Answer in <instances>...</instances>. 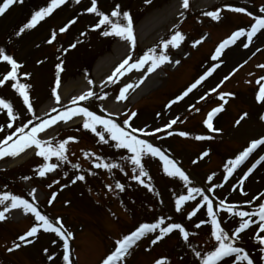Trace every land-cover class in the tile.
Returning <instances> with one entry per match:
<instances>
[{
  "label": "rangeland",
  "instance_id": "rangeland-1",
  "mask_svg": "<svg viewBox=\"0 0 264 264\" xmlns=\"http://www.w3.org/2000/svg\"><path fill=\"white\" fill-rule=\"evenodd\" d=\"M27 1L24 2V6L27 4ZM30 1L34 2L36 5L35 10L40 7H47L49 3V0ZM169 1L170 0H150V2H146V0H97V7L98 10L109 16L117 5H119L121 12L132 10L131 18L135 19V23H138L149 12L161 7ZM225 2L240 4L236 2V0H225ZM255 2V4L249 2V4L245 6L247 9L244 13H246L247 16L251 15V19L247 20L236 17L229 21L230 18L225 14V17L219 21V25L211 21L207 16L204 18L201 11L195 10V4L190 2L192 6L188 8L181 19H185L186 28L189 27L192 32H185V30H182L180 27L179 29H181L183 34H187H185L187 38L193 39L198 36L200 37L202 29H209L210 27V29H212L214 27V31L212 30L214 35L213 40L216 41L229 30H232V28H236L237 26L246 27L248 22L251 24L257 16L264 15V0H256ZM2 3L3 0H0V4ZM90 6L91 0H80V3H75L74 0H66L65 5L54 10L50 16L45 17L36 27L26 29L19 35L16 33L19 32L20 28L25 24V21L19 22V6L14 7L4 16L0 17V49H3L6 55L11 56L17 64L20 65L17 69L18 81L19 83L29 86L27 88V93H30L29 96L33 107V113H28L26 107L22 104L21 97L11 86L12 83L16 81L9 80L5 82V85L0 86V99L10 103L14 113L19 117V119L15 121H8L13 127L22 124L26 119H30L36 112V109L43 103L42 101L45 95L44 90L47 91V86L51 85V80L53 77L57 76V64H60L63 69L60 73L61 79L66 81L70 76H76L75 73L84 70L83 68H90L100 55L110 50V45L106 49H104L106 46L99 49L100 44H105L104 40L106 37L100 38L97 41L99 45L91 48L93 50L83 48L92 42L91 37L101 30V28L98 31H95L96 29L93 30L94 25L99 21V17L94 13L86 11ZM252 8L255 9V12L252 11ZM33 11L34 10H31L29 14L32 15L34 13ZM121 22L126 23L122 21V18ZM66 25L67 32H60L59 29ZM12 27L15 30H13ZM86 29L91 30V32L95 31V33H86ZM176 29L178 30V28L175 27V29L169 32L171 35L168 34L169 37L167 39H170ZM75 31L85 33L81 38L82 42H80V39L73 37ZM53 32H55V39L52 41L53 45H50L47 41L51 39ZM112 38L113 37L110 36L108 39ZM251 42L252 43L248 42L245 36L240 37L234 45H232V48L222 53L219 59V61L222 62V66L218 68L197 91L194 90L190 95L185 96L177 103H170L169 101H174L177 96H181L186 91L185 88L190 84L186 85L187 82H190L196 74L205 70L212 63L208 61V57L207 59L203 57L205 60H203L202 63L200 62V58L195 59L194 55L189 57L186 62L190 64L186 63L185 67H188L185 73H183L182 67H178L175 71L178 72L177 74L175 73L177 76L176 78L172 79L171 77L168 78V76L162 79L160 78V82H162L161 85L142 97L137 109L139 114H137L133 120V128L139 130L146 129L156 133L155 130L157 128L162 130L168 129L165 127L168 123L172 120L180 119L197 104L201 97H204L213 89L218 88L225 80V77H227V79L230 78L228 81V88L233 89L236 94H234V98L232 95L225 98L226 104L223 106L225 110L223 109L221 115L215 122L216 133H211L213 138L220 139L219 143L221 145L208 142L205 139H203V141L195 139L194 133L190 131L195 125L187 129V137L181 135L180 137L177 136L179 133L171 135L166 133L163 136L155 138V141L161 146V151L170 153L174 158L190 169L200 171L199 178L201 182H203L210 198L214 200L212 202L214 205V212H217V219L221 221V227L230 237L235 228L239 226L241 218L238 216L233 218L229 212L223 211L219 207L221 200L226 204L234 205V212L244 211L257 213L260 205L264 204V163L261 169V166L258 167L255 172L246 179L247 182L243 183V179L240 178L241 173H243L257 157V152H254L248 157L246 163L239 165V176L225 179L227 173L225 170L226 166L231 167L229 161H234L242 150L252 141L264 136V120L260 119L261 116H264V101L257 102L255 99L257 94V81L264 75V68L260 65L264 62V51H262L264 48V30ZM76 43L78 47L73 52L74 47H71V45H76ZM185 43V45H187V42ZM244 43H248L249 46L247 48L243 47ZM147 47V45L144 46L139 44L137 50L145 49L146 51ZM59 52H66L65 57L58 59V61L60 60L59 63H57L58 61L47 60L53 57L55 53ZM229 58L232 59L230 60ZM73 67L74 71L71 70ZM211 67L212 65L209 66V68ZM10 70L11 66L8 65L6 61L0 60V79H3V76ZM73 72L74 74H72ZM196 79L197 78H195V80ZM122 83H124V81L120 82V84ZM252 84L255 85L252 86ZM118 86L119 84L111 85L109 91L114 94ZM103 97H107V92ZM99 100L102 99H95L87 106L96 111V105L99 103ZM218 101L219 100L211 101V105L205 103L196 115L205 114L211 107L221 103ZM167 102L169 103L167 104ZM170 104L171 106L169 107ZM121 108L122 107H119L118 110ZM242 115L244 119L240 120ZM195 117L196 116H194V118ZM7 118H9L7 110L0 109V129H10L7 127L2 128L1 126ZM237 120H240L239 124L236 123ZM188 122H191V118ZM188 122L184 124L187 127ZM206 132L205 130L203 134ZM91 138L94 145L91 141H86V143L80 142L82 144L81 146L90 147L98 152L102 150V153L109 154L112 163H117L121 166L113 169L114 176H116L114 179L116 183L119 182L124 186L123 191L120 189L117 190L119 195H121V201L129 207H127V210H124L120 204L114 203L110 205V200H114L116 197V193L113 192L112 188H110V191H106L107 189L105 188L102 191L103 205L106 204L112 209H109L110 211H113L121 217L124 215L130 218V222L128 223L130 227L128 229L139 225L142 221H155L154 223H157L159 220L163 219L164 223L160 225V228H165L171 223H179L189 233L187 241L179 234V230H175L173 233L164 236L156 244H152L151 241L160 234V229H156L150 232L148 236L133 249L130 256L126 258L125 264H156L157 260H163L164 264H167L166 258L171 261V256L176 259L178 264H200V260L195 256V252L200 251L201 255H203L207 251L213 250V246L216 243L214 239L212 242L208 238V233H211V223L202 197L193 193L194 199L185 201L181 206V211L177 212L175 200L181 195L187 196L189 194L188 189L187 187H183L179 180L173 181L171 177L166 175L163 169L155 166L150 155L142 159L143 166L148 175L141 177V180L146 184L154 183L155 189L152 188V191H149L148 188H145L142 184L133 179V176L138 174V172L133 173V165L127 160V156L123 155L119 149L114 147V144H102L98 142L99 139L93 136ZM227 140L230 141L228 142ZM244 143L246 146L242 147L241 145ZM204 153H207V155H203ZM121 157L125 159H121ZM5 162L1 164L0 171H3V169L7 167L6 164H8V162H6V164ZM96 163L95 157L92 156V165L94 166ZM22 168L19 174H6V181L0 183V196L12 193L10 187L6 185L9 182L18 184L22 181L21 176H27L29 172L35 174V167L26 168L22 166ZM13 169H8L2 173L9 172L10 170L13 171ZM65 175L68 180H71L74 178L75 172L67 170ZM102 176L103 174L100 173L93 177L97 182H100L103 178ZM209 177H211V180H209ZM62 180L66 181V179L63 178ZM62 184L63 181L59 180L58 185ZM215 185H221V187H215ZM188 187L199 188L197 185L192 184H189ZM209 187H212L211 192L208 191ZM70 188L76 191H73L75 194L74 196L70 193ZM60 194L61 197L59 201L70 202L67 207H71L72 215L78 216L75 217L77 220L74 221L69 219L68 214L64 216V214L54 215L55 213H49V216L55 220L59 218L66 232L72 234L68 239L69 241L76 236V247L79 250L80 248L86 247L84 249V255L80 254L86 257V264H100L114 248L111 243V237H117L119 232H124L126 230H119V225L118 227L113 226L111 215L107 207L102 205L99 206L91 201L88 190H86L82 181L76 180L69 188H66ZM197 206H199L200 210L197 211L196 215L191 219H188V213L192 212ZM252 217H255V215L251 216V218ZM248 218L249 217H245L244 219ZM202 220L206 221V223L201 224L200 228H196L195 224L200 223ZM38 223L37 221L32 226H37L38 228L36 240L35 238H31L33 242L35 241L32 248L21 250L12 255L10 254L11 256L8 257L3 255L4 262L10 264H44L45 262V264H48L46 260H49V264H55L54 262L63 257L64 247L62 242L58 239L55 240L52 234L46 233ZM5 224L10 225L12 222L8 220L0 226H4ZM24 226L13 229L11 232L14 231V234H17L15 231L19 232L23 230ZM32 227H30V229ZM10 229L11 228L7 227L4 234L8 233L10 235ZM199 233H206L205 237H207L206 240L209 244L207 243L202 246L206 251L201 249V244H199V247L198 243L193 240L194 236H197V234L200 235ZM14 234H11L10 237L14 236ZM257 237H264V232L260 231L259 226L248 229L241 235L239 234L238 237H232L231 242L234 246L241 247L244 252L246 251V253L250 255L253 261L256 260V264H259L257 262L259 261L258 256L262 253L260 248L264 247V245L258 243ZM104 239L106 240L104 241ZM88 248L91 250H89L87 254L86 251H88ZM49 256L52 257L51 260L48 258ZM226 261L228 264L231 262V260ZM171 263L177 264L172 261ZM239 263L244 264L243 262ZM221 264H225V262H221ZM230 264H232V262Z\"/></svg>",
  "mask_w": 264,
  "mask_h": 264
},
{
  "label": "snow or ice",
  "instance_id": "snow-or-ice-1",
  "mask_svg": "<svg viewBox=\"0 0 264 264\" xmlns=\"http://www.w3.org/2000/svg\"><path fill=\"white\" fill-rule=\"evenodd\" d=\"M22 3L23 0H3V3L0 4V14H3L6 9H8L13 3ZM66 0H49V3L47 7L39 9V11H36L32 14L31 19L23 25V27L20 28L19 32L16 34L19 35L20 33L24 32L26 29H31L36 27V25L45 19V17L50 16L54 10L59 8L61 5L65 4ZM75 3H80V0H74ZM146 2H150V0H146ZM182 8L187 9L189 7V0H182ZM233 12H244L243 8H231L230 9ZM89 13H94L97 17H99V21L97 24L94 25L93 30L105 28L100 34L102 36H110L115 35L120 37L121 39L127 40L131 45L134 46V35H133V27H132V18L130 17L129 13L127 11L121 12L119 5L116 6L115 9L112 10L110 16L106 15L102 11L98 10L97 7V0H91V6L86 9ZM183 15V13H181ZM205 15L210 16L213 20H219V10L216 12H207ZM122 21L126 23H122ZM74 23V21H73ZM261 29H264V19L257 18L255 20V23L251 25L250 30L245 31L244 29H240L238 31H235L231 34V36L224 41H222L217 48L215 49V53L211 57L213 61H216L223 53V50L228 48L229 46L233 45L240 37L246 36L247 41L251 42L253 37L256 35L258 31ZM67 30V25L65 27H61L59 29L60 32H65ZM55 39V32H53L51 39H49L47 42L49 44L52 43V41ZM184 40V36L179 31H175V33L170 37V39H166L164 41H161V47L159 51V55L156 54V49H149L147 52L144 53L143 56H141L135 63L129 64V61L132 59L131 54L128 55L127 58H125L122 63L115 68L112 75L107 77V82H115L114 78L120 75H124L126 71H131L132 69L139 70L144 67L146 63L149 61L151 62V65L147 68V72L151 73L154 71L157 67H159L161 64L168 61V56L165 54V50L171 46L172 48H177L179 44ZM201 41H195L193 46L196 44H199ZM249 46L248 43H244L243 47L247 48ZM71 47H75V45H71ZM0 60L6 61L8 65L11 66V70L7 72L6 75L3 76V79H0V86L5 85L6 81L12 80L16 81L15 83H12V88L17 91L18 95L22 98L23 104L26 107L28 113H33V107L30 103V98L27 93L28 85L19 83L18 77H17V69L20 67L19 64L11 57L4 53L3 49H0ZM178 63V61H177ZM219 65H214L212 68H209L208 71L204 73L197 81H195L181 96H177L174 101L171 103H177L178 101L182 100L185 96H187L193 89H195L199 84H201L202 81H204L211 73L215 70V67H218ZM261 67H264L262 65ZM57 72L59 73L62 71V67L60 64L56 65ZM27 75V74H26ZM227 79V77H225ZM264 79V78H262ZM89 84L92 83L91 80L88 81ZM257 83H260V81H257ZM59 84V81H57V86ZM133 86L131 84L126 85L124 88L120 89L119 96L117 97V100H123L126 98L127 91L132 88ZM212 91H215L213 89ZM95 93L89 90L88 92L81 94L78 97H73L71 100L72 105H78L80 101H86L94 97ZM52 96L55 97L56 103H60V97L57 94L56 89L54 88L52 91ZM103 99L104 97H100ZM205 97H201V99H204ZM223 98L222 96L220 97ZM257 102L264 101V84L260 86L259 92L256 94L255 97ZM171 104L169 105V107ZM0 109H6L7 115L10 120L15 121L19 119V117L14 113L13 107L10 103L6 102L3 99H0ZM222 110V106L213 109L210 111L207 115V118L204 121L205 126L209 129V131H213V125L211 123L213 116L220 112ZM53 112L56 111L55 108L52 109ZM103 111V109L101 110ZM136 115L135 112L131 114L127 119L123 121V126L120 124L114 122L111 118L105 119L104 117L95 114L93 111H90L88 107H73V108H67L65 111H62L58 116H52L51 119H44L40 123H37L34 127L31 128L30 131L25 132V129L28 127L29 124H32V119H29L26 124H23V126L18 127L15 129V131L11 134L6 136L4 139L0 140V158L4 156H15L18 155L20 152L24 151L26 148L35 146L37 149L36 155L40 156L44 159L46 163L38 169V174L42 177L45 175L46 172L53 171L57 165L56 164H49L47 161L55 156L57 160L60 162H64L67 160V157L65 156L66 152V145L69 141H74V137H69L67 140L61 141L58 144H56L55 147L51 145L50 142L42 141L37 138L38 133L44 132L47 128L51 127L53 124H56L58 121L63 120L64 122H67L69 119H71L73 116H81L83 118L82 120V127L85 130L91 131L99 138V143L102 144H108L109 140L114 141V147L117 149H126L131 155L127 157V160L133 165L132 171L133 173H137L133 176V179L136 180L138 183L142 184L145 188H148L149 191H152V188L149 184L144 183L143 180H141V177H145L148 175V173L145 171V168L142 164V159L145 156H151L153 158L158 157L163 162V170L169 177H178L181 181L184 182L185 187L188 189V195H181L175 200V207L176 211H181V206L185 201H188L190 199H194L193 193L200 195L203 199L204 205L207 208V215L209 217L210 223H211V237L215 240V245L213 246V250L207 251L203 255H201L200 251L195 252V256L199 258L200 264H221V262H225V264H228L226 261V258L234 257L235 264H239L240 261H247V264H253L252 259L249 258L248 254L244 252V250L241 247H236L231 242L232 237H238L241 232H243L245 229L249 228V220L244 219L245 217L251 218V216L259 215L261 223L259 224V228L261 232H264V204H261L259 207V211L257 213H249L244 211H233L234 205H226L223 200L220 201V208L225 211L229 212L233 218L234 217H240L241 222L239 223V226L235 228V230L232 232L231 237L228 235L227 232L221 227V221L217 219V212H214V205L213 202L209 199L208 196L204 195L200 188L196 187H188V185L191 183L189 180V177L184 173V171L181 170L180 167L176 165V163L173 160H170L163 151H161L159 148L153 146L151 143L147 142L144 139L138 138L134 133L137 131L143 132L144 135H153L152 132H146L143 129H136L131 128V130H127L129 125V120ZM247 115V114H245ZM36 119H39L36 117ZM244 119V116L242 115L240 117V120ZM261 120H264V116L260 117ZM240 120H237L236 123L239 124ZM177 123V120H172L170 123H168L165 127L171 128L173 124ZM97 126H99L102 131H99ZM8 128H12L13 125L11 123L7 124ZM2 130V129H0ZM156 132L162 131V129L157 128L155 130ZM19 133V138L15 141H13V137ZM105 133H107V139L105 138ZM171 135V133H169ZM179 135L186 136L187 134L184 132H180ZM197 140H203V139H209V137L205 136H197L195 137ZM10 141H13L12 143H9ZM259 145H264V138L254 140L251 142L250 146L246 148L243 152L240 153L236 157L234 161H229V165L231 167L226 166V171L229 175H231L232 171L240 164L242 163L250 153L253 152L255 148ZM85 155H89L88 153H85ZM203 155H207V153H204ZM99 163H96L94 167L96 168H106L109 171L115 168L121 167L117 163H104L100 160V157H96ZM121 159H125L124 157H121ZM261 161H264V156L260 157ZM259 163V161H257ZM73 168H78L77 165H73ZM255 165H253V168ZM122 170V169H121ZM252 169L250 168L248 170V173H245V178L248 174H250ZM77 180H84V176H77ZM227 179V177H225ZM209 180H211V177H209ZM75 182V181H73ZM115 187L117 189H120L121 191L124 190V186L121 185L119 182L116 183ZM215 187H221V185H215ZM35 190H33L34 192ZM208 191H212V187L208 188ZM55 199V194H53L52 199L49 200V203L52 202V200ZM11 201V208H19L23 207L25 211H30L35 219L40 223V227L43 228L45 232H52L55 233L64 243V253H63V260L64 264H71L70 257H69V245H68V239L71 237L70 232H66L64 229L61 221L59 218L55 220L53 223L49 220L48 217L45 215H42L37 209L30 204L28 201L21 199L18 196H9L4 195L0 196V204H4L5 201ZM200 208L197 206L194 208V210L190 213H188V219H191L194 215H196L197 211H199ZM9 211V208L5 206L4 211H0V221H3L5 217V212ZM163 219L159 220L157 223L154 224H140L135 231L131 232L130 234L124 235L121 239L117 240L115 242L116 246L114 251L107 256V258L103 261V264H116L117 261H122L123 258L129 253L130 249L136 245L137 241L141 240L142 237H144L146 234L155 231L156 229H160V234L151 241L152 244H156L159 240H161L164 236L171 233L174 229L179 230V234L182 236V238L187 241L189 233L185 230L184 227L181 226L179 223H171L168 224L165 228H160V225L163 224ZM206 223V221H200V223H196L195 227L200 228L201 224ZM56 225V226H54ZM38 228L36 226L32 227L27 233L19 237V240L22 243L31 244L33 242L30 238H35L37 236ZM258 243L260 245H264V237H257ZM21 247V244H15L14 248ZM13 248L8 249V251H13ZM47 251V250H45ZM260 251L264 253V247L260 248ZM50 260L52 259L51 256L48 257ZM261 259H264V256L261 257ZM156 264H164L163 260H157Z\"/></svg>",
  "mask_w": 264,
  "mask_h": 264
},
{
  "label": "bare ground",
  "instance_id": "bare-ground-1",
  "mask_svg": "<svg viewBox=\"0 0 264 264\" xmlns=\"http://www.w3.org/2000/svg\"><path fill=\"white\" fill-rule=\"evenodd\" d=\"M179 1L180 0H172L168 4L163 5L160 8L154 9L152 12L148 13V15H146L144 19H142V21L137 25L135 29V34L138 37V41L142 42L143 44H147V42L149 41L148 38L150 36H153V32H154L153 28H155V31H157L158 29L161 30L160 28L164 27V24L166 22H169V20L176 19L177 16L175 17L173 16L175 15V13L178 12V8L176 4ZM199 1L200 2L197 4H198V7H201L202 5L206 3H211L212 0H203V1L199 0ZM172 23H174V21L169 23L168 26H170ZM126 41L127 40H124V39L117 40L112 45L111 52L106 53L98 58L92 70L91 77H95L96 80H98L99 77L104 75L106 72L108 73V70L112 66V64L118 63L121 60L120 58L123 57V54H125L127 48L129 47V44L125 43ZM156 75L157 73L152 76H148L146 79H144V81H142L140 86H138L135 91L130 92V94H128V98H130L129 99L130 103L137 100L143 93L147 92L149 88L151 89V87H154V85H157L155 81H152L153 79H155ZM88 78L85 76H80V77H76V78H72L68 80L65 84L61 86V96L65 97L67 95L75 94L80 90L86 89L85 83L86 81L89 80ZM97 83H99V81H97ZM96 86H99V84H97ZM52 106H53V103L49 100L48 102H46L44 105L41 106L40 114L45 113ZM29 153L27 152L24 155L25 157L23 158L28 157Z\"/></svg>",
  "mask_w": 264,
  "mask_h": 264
}]
</instances>
